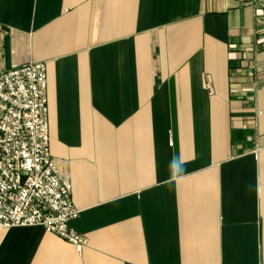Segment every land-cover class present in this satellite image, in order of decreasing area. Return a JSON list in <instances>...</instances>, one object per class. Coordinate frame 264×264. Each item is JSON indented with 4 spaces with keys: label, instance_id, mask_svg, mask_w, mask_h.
Masks as SVG:
<instances>
[{
    "label": "crops",
    "instance_id": "crops-1",
    "mask_svg": "<svg viewBox=\"0 0 264 264\" xmlns=\"http://www.w3.org/2000/svg\"><path fill=\"white\" fill-rule=\"evenodd\" d=\"M29 61L87 243L0 228V264H264L262 0H0Z\"/></svg>",
    "mask_w": 264,
    "mask_h": 264
},
{
    "label": "built area",
    "instance_id": "built-area-1",
    "mask_svg": "<svg viewBox=\"0 0 264 264\" xmlns=\"http://www.w3.org/2000/svg\"><path fill=\"white\" fill-rule=\"evenodd\" d=\"M46 85L43 62L0 69V228L39 225L80 251L87 239L69 224L79 211L50 153Z\"/></svg>",
    "mask_w": 264,
    "mask_h": 264
},
{
    "label": "clouds",
    "instance_id": "clouds-1",
    "mask_svg": "<svg viewBox=\"0 0 264 264\" xmlns=\"http://www.w3.org/2000/svg\"><path fill=\"white\" fill-rule=\"evenodd\" d=\"M185 163L186 161L184 160L182 155L178 159L176 157H173V159L169 163L171 175L169 180L166 181L167 183H172L173 181L179 183L180 180L183 179L182 173L185 171Z\"/></svg>",
    "mask_w": 264,
    "mask_h": 264
},
{
    "label": "water",
    "instance_id": "water-1",
    "mask_svg": "<svg viewBox=\"0 0 264 264\" xmlns=\"http://www.w3.org/2000/svg\"><path fill=\"white\" fill-rule=\"evenodd\" d=\"M263 1V3H264V0H262Z\"/></svg>",
    "mask_w": 264,
    "mask_h": 264
}]
</instances>
